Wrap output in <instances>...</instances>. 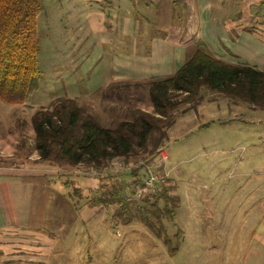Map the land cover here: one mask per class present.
Wrapping results in <instances>:
<instances>
[{
  "label": "rangeland",
  "instance_id": "obj_1",
  "mask_svg": "<svg viewBox=\"0 0 264 264\" xmlns=\"http://www.w3.org/2000/svg\"><path fill=\"white\" fill-rule=\"evenodd\" d=\"M127 1L100 0L96 5L93 0H43L35 24L38 89L22 104L0 102V170L11 173L0 175V179L11 185L13 213L8 211L10 207L5 213L8 219H16L14 223L0 220V264H264V110L238 100L201 90V101L172 111L173 123L166 130V141L152 157L139 154L126 163L120 159L108 165L103 173L131 202L125 206L96 203L98 183H105L107 178L96 181L97 171L81 167L44 168L49 174L55 171V181H48L57 186L56 192L70 181L69 188L78 190L81 200L74 194L67 204L63 194L72 192L66 187L59 192L61 196L44 195L41 186L51 176L32 170L40 165L31 130L35 112L56 100L72 99L101 128L116 126L125 110L152 114L146 93L132 88L145 79L122 80L117 77L123 75L122 64L113 63L124 59L126 64V57L129 64L136 61L146 48L145 38H156L164 32L143 30L145 22L162 23L164 30L169 25L175 36L183 33L188 13L185 7L191 9L190 0H130L135 13L127 15L132 29L126 37L124 23L121 26L120 22L125 19ZM235 1L238 7L240 0ZM249 1L256 3L248 8L263 23L264 0ZM201 2L195 4L196 9L211 24L237 15L230 9L225 12L223 4L231 5L232 0ZM242 8L238 14L243 13ZM158 15L161 17L157 19ZM93 16L101 17L103 25ZM113 21L117 25L113 26ZM242 22L252 29L257 21L247 16ZM191 44L192 52L195 45ZM133 45L137 55L131 59ZM158 73L154 80L170 75ZM127 82L131 86L121 90L120 97L110 95L115 85ZM160 154L167 157L165 162ZM151 164L162 168L154 170ZM143 170L145 180L149 172L157 178L151 195L135 192L141 187L136 176L143 175ZM13 176L42 184L38 185L42 191L36 189V197L31 200L28 227L24 218L29 209V183ZM80 178L86 186L81 185ZM161 194L173 202L175 209L172 205L169 208L174 216L163 215L164 203L157 199ZM153 203L159 210V220L152 218ZM73 207L78 209L74 211ZM46 209L52 210L49 222ZM166 239H170L171 249H176L173 254H168L163 245Z\"/></svg>",
  "mask_w": 264,
  "mask_h": 264
},
{
  "label": "trees",
  "instance_id": "obj_2",
  "mask_svg": "<svg viewBox=\"0 0 264 264\" xmlns=\"http://www.w3.org/2000/svg\"><path fill=\"white\" fill-rule=\"evenodd\" d=\"M42 10L43 0H0L1 104H22L38 89L40 73L36 64L38 41L35 24ZM194 45L187 60L171 75L132 85L134 90L142 89L146 93L152 114L136 109L125 110L121 112L123 119L116 126L101 128L72 99L56 100L48 108L35 112L31 116V130L38 161L60 170H65L63 167H81L97 171L96 181L106 178L107 181L98 183L100 195L95 202L104 207H122L131 202L121 196V189L103 173L106 167L120 159L126 163L139 154L152 157L166 141V130L173 123L172 111L180 105L194 106L201 101V90L264 110V69L226 63L213 57L202 42ZM130 86L128 82L119 83L114 86L116 89L112 87L115 91L111 89L110 95L120 97L121 90H128ZM136 177L141 183L146 178L145 171ZM80 179L81 185L85 186L83 178ZM68 182L64 187L72 193L64 195L69 201L75 195L81 200L78 190H71ZM88 194L93 198L94 194ZM164 194L157 197L164 203L161 211L164 216L172 217L174 211L172 213L169 207H173V202ZM155 203L151 205L152 218L159 220ZM176 235L180 237V232ZM170 242L166 239L163 245L167 247L168 254H173L176 249H171Z\"/></svg>",
  "mask_w": 264,
  "mask_h": 264
},
{
  "label": "crops",
  "instance_id": "obj_3",
  "mask_svg": "<svg viewBox=\"0 0 264 264\" xmlns=\"http://www.w3.org/2000/svg\"><path fill=\"white\" fill-rule=\"evenodd\" d=\"M93 2L96 5L100 4V0H93ZM196 2L197 3H194V1L190 0L188 5H191V9L189 8V6H186L187 4L186 5L184 4V6H186L185 9H187L188 11L187 17L185 18L186 25L184 27V30L182 31L183 33H180L177 36H175L176 33H174V31L170 32L171 28L169 27V25H166V28H167L166 30H168V33H166L167 31L164 30V28H162L163 27L162 23L156 25L153 22H150V23L145 22L142 25L143 30H151V31L160 30L164 32H161V35L157 36L156 38L152 36H149L151 38L149 37L145 38V41L143 42V44H144V47L146 48L144 49L143 53L138 54L140 55L139 58L134 59L136 61L131 62V64H129L127 61V57H126L125 59V61L127 62L126 64L125 62L122 61L124 59H120L118 62H114L113 63L114 66H116L117 63L123 65V66L121 65V68H120L123 75L121 76L117 75V77L124 78L122 80H127L129 78H135V77L142 78V80L143 79L145 80L154 79V77L159 74L158 73L159 71L161 72L164 71L166 73L165 75H168V74L171 75L174 70L178 69L187 60L186 57H188L191 52V48L189 47H192L193 45L191 43L194 44V42H196L197 40L201 42L204 41L203 43L205 44V47H207V50L213 55V57H216L226 63L236 64L238 62L239 64L240 63L245 64L257 70H263L264 69V33L263 32L261 33L259 30H261L260 28L263 27L264 22L262 23L261 21H259V19H262V18L260 17L258 19V17L255 16L257 13L255 11L251 13V11L248 8V5H253L255 7L256 3L252 1L246 2V0H240V2H238L239 6L236 7L234 5L236 1L232 0L233 2L232 4L236 7V13L232 9V4L230 5L229 2L227 4L222 3L223 5H226V7L224 8L225 12L227 11V9H230L233 11L232 13L237 14V15L234 16L232 20L226 19L227 21L223 23H220V21L216 20L215 25H214V24H211L209 20L204 18L205 15H203V12H201L200 9H196L197 8L196 5L199 6V4H202L201 0H198ZM259 2L261 1H258V3ZM131 3L132 2L130 0L127 1L124 7L126 8V11H125L126 16H125V19H122L120 22L121 26L124 23V26H125L124 34L126 37H128L127 33H129V30L132 29V27H130L131 26L130 21L127 19V15L135 13V10H134L135 7H132ZM242 6H243L242 8L243 13L238 14L237 13L238 9ZM205 12H207V10ZM199 13H201L202 15H200ZM95 14L97 13L94 12L93 15ZM252 14L254 15L252 16ZM247 16L248 17L250 16L252 18L254 17V19L257 21L254 24V28L252 29L251 27L249 28V24L242 22V20L246 19ZM160 17L161 16L158 15L157 19ZM199 18H200V21H199ZM92 19H95L96 22H100L103 25V22H101L102 21L101 17L93 16ZM193 21L194 22L196 21V24H193L194 23ZM115 23L116 22L113 21V26H115ZM138 24L139 23H137L136 25L138 26ZM97 32H100V30H98ZM198 32H200L201 35ZM199 36H203L204 40L202 41ZM187 42L189 43L187 44ZM190 44L192 46H190ZM134 45H136L135 42H134ZM135 49L136 47L134 49L131 48L130 51L135 50ZM135 52L136 50L133 51L132 54L130 55L131 59H133V57L135 58V56L137 55L135 54ZM136 64H139L140 67H137ZM141 75H144V76L142 77ZM39 164H40L39 167L32 169V170H34V172L41 171L40 174H44L45 177H47L48 175L51 176V177H47V181L48 180L55 181L54 180V178L56 177V175L54 174L55 171L53 170L49 174L47 173V170L44 169L48 167V165L45 163H41V162H39ZM10 174L11 173H8V171L0 170V175H3L2 177L10 176ZM13 178L15 179L18 178L22 182L29 183L28 180H24L22 179V177L19 178L17 176L15 177L13 176ZM51 181H48L47 184L44 183V186H41V188H43L42 190H44L45 192L44 195L46 194V196L54 197L59 194V192L61 191V189H63L65 184H63L64 186L62 185L59 191L56 192L54 188L57 189V186H54ZM5 182L6 181L4 178L0 179V220L5 223H8V222L14 223L16 222V219L14 217H13L14 218L13 220L8 219L5 213V210L9 207L10 208L8 209V211H11V213H13L12 210H10L13 205L12 203L13 197H11L12 190L10 188L11 185ZM38 185H42V184L38 182H34V183L30 182L29 184H27V188H29V194L27 196L28 200L26 204L27 206H29V209H27V212L24 218L25 220L24 223L26 224L27 227L29 225L28 222H30V217H31L30 216L31 200L34 197H36L34 191L36 189H40ZM49 191L53 192L54 194H50ZM59 196H61V194H59ZM65 197H64L65 201L67 202V204L70 205L71 203L69 202L68 198L66 197L67 198L66 199ZM72 209L75 211L74 207ZM46 211H47V216L50 219L51 215H49L50 214L49 212H51L52 210L46 209ZM59 216L64 217V214H61ZM49 219H46V221L47 222L51 221V219L50 220ZM73 220H77V217L74 216ZM49 253H50V250H49ZM101 264H104V263H101Z\"/></svg>",
  "mask_w": 264,
  "mask_h": 264
},
{
  "label": "built area",
  "instance_id": "obj_4",
  "mask_svg": "<svg viewBox=\"0 0 264 264\" xmlns=\"http://www.w3.org/2000/svg\"><path fill=\"white\" fill-rule=\"evenodd\" d=\"M161 156V160L164 162L167 160V157L164 155V154H160ZM156 164V163H155ZM155 164H151V168L154 169V170H158L162 165L158 164V165H155ZM155 167H157L155 169ZM150 167H148L147 169H151ZM162 168V167H161ZM125 169V168H124ZM122 170V169H120ZM120 170H118V172H121ZM150 176L149 178H147V180H142V182L140 183L141 187H136V193L137 195H140V194H148L151 195L153 193V190H154V182L156 181L157 178H155L156 176L155 175H152V173H148ZM98 173L95 172L94 173V176H97ZM148 195V196H149Z\"/></svg>",
  "mask_w": 264,
  "mask_h": 264
}]
</instances>
